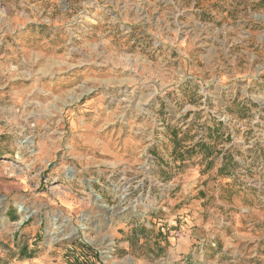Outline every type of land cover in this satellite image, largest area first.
<instances>
[{
  "label": "rangeland",
  "instance_id": "obj_1",
  "mask_svg": "<svg viewBox=\"0 0 264 264\" xmlns=\"http://www.w3.org/2000/svg\"><path fill=\"white\" fill-rule=\"evenodd\" d=\"M76 259L264 264V0H0V264Z\"/></svg>",
  "mask_w": 264,
  "mask_h": 264
},
{
  "label": "bare ground",
  "instance_id": "obj_2",
  "mask_svg": "<svg viewBox=\"0 0 264 264\" xmlns=\"http://www.w3.org/2000/svg\"><path fill=\"white\" fill-rule=\"evenodd\" d=\"M27 211H28L27 209L24 210V212H26V213H27ZM32 214H33V213H30V212H29L27 215L24 216V218H27V216H31ZM109 240H110V239H109ZM112 242H113V241H109V242L107 241L106 243H104L105 247L103 248L102 252H103V254H104V256H105L106 258L109 257Z\"/></svg>",
  "mask_w": 264,
  "mask_h": 264
},
{
  "label": "trees",
  "instance_id": "obj_3",
  "mask_svg": "<svg viewBox=\"0 0 264 264\" xmlns=\"http://www.w3.org/2000/svg\"><path fill=\"white\" fill-rule=\"evenodd\" d=\"M75 264H83L82 262H80V260L79 259H76L75 260Z\"/></svg>",
  "mask_w": 264,
  "mask_h": 264
}]
</instances>
